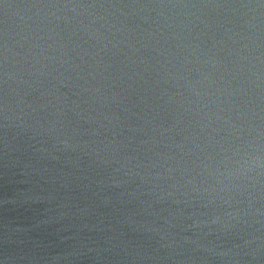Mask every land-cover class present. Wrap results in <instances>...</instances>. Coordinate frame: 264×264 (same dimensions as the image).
Wrapping results in <instances>:
<instances>
[{
	"label": "water",
	"instance_id": "1",
	"mask_svg": "<svg viewBox=\"0 0 264 264\" xmlns=\"http://www.w3.org/2000/svg\"><path fill=\"white\" fill-rule=\"evenodd\" d=\"M0 264H264V0H0Z\"/></svg>",
	"mask_w": 264,
	"mask_h": 264
}]
</instances>
